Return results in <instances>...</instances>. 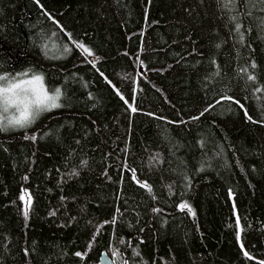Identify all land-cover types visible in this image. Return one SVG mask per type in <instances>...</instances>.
I'll return each mask as SVG.
<instances>
[{"label":"trees","instance_id":"1","mask_svg":"<svg viewBox=\"0 0 264 264\" xmlns=\"http://www.w3.org/2000/svg\"><path fill=\"white\" fill-rule=\"evenodd\" d=\"M261 8L0 0V75L62 92V107L0 129V264H220L222 208L251 201L264 224Z\"/></svg>","mask_w":264,"mask_h":264},{"label":"snow or ice","instance_id":"2","mask_svg":"<svg viewBox=\"0 0 264 264\" xmlns=\"http://www.w3.org/2000/svg\"><path fill=\"white\" fill-rule=\"evenodd\" d=\"M36 2L39 3V0H36ZM222 2L228 11L238 12L240 0H222ZM257 4L264 5V0H247V15H252V9L255 8ZM261 10L264 11V8H261ZM230 20L235 24V31L240 33L242 24L238 22V16L232 15ZM261 23L264 24V18H262ZM241 39H243L242 33ZM77 47L81 48L88 55H92L91 51L84 45L80 44L77 45ZM253 67H255V65H253ZM241 71L246 70L241 69ZM248 79L254 81L255 77L250 75ZM261 90L264 89H257V91ZM61 97L62 92L58 87L49 92L48 88L45 86L44 77L42 75L33 73L31 77H29L28 72L19 73L12 77L9 75H0V129L5 127L24 128L29 126L40 114L62 107L60 103ZM221 99L239 104V101L227 95L223 96ZM220 102V100L217 101V103ZM240 106L243 107V105ZM132 111L135 112L136 109L132 107ZM205 111H208V109H205ZM9 113L12 114L9 115ZM245 113L247 115L246 110ZM201 115H203V113H201ZM198 118L199 117H193V119ZM248 118L251 119V117ZM133 179H135L134 172ZM141 187L147 188L149 192L151 191V187L146 182L141 183ZM20 199L24 201L23 215L27 217L28 210L31 207V198L28 193H25ZM180 208L182 210L187 208L191 211L190 206L187 204H181ZM155 211L160 210L155 209ZM194 214L195 213H193V215ZM112 223H115V220H113ZM237 224H239V217H237ZM76 255L81 256L82 254L76 253ZM244 255L249 256L247 252H244ZM261 264H264V262H261Z\"/></svg>","mask_w":264,"mask_h":264},{"label":"rangeland","instance_id":"3","mask_svg":"<svg viewBox=\"0 0 264 264\" xmlns=\"http://www.w3.org/2000/svg\"><path fill=\"white\" fill-rule=\"evenodd\" d=\"M25 193L29 194L26 188L23 190V195ZM222 211L225 228L221 244L215 252L220 264H251L255 260L254 254L259 243L264 241V224L257 209L251 201H248L242 208L233 206L231 211H226L224 208ZM244 252L249 256H245ZM257 261L259 264L264 262V256Z\"/></svg>","mask_w":264,"mask_h":264},{"label":"water","instance_id":"4","mask_svg":"<svg viewBox=\"0 0 264 264\" xmlns=\"http://www.w3.org/2000/svg\"><path fill=\"white\" fill-rule=\"evenodd\" d=\"M100 264H115V262L111 259V257L107 253H104L101 256Z\"/></svg>","mask_w":264,"mask_h":264}]
</instances>
